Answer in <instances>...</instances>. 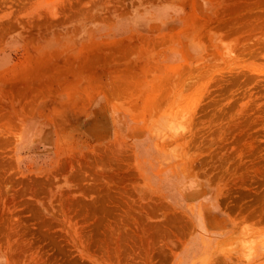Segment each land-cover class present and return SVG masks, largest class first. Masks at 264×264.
Returning a JSON list of instances; mask_svg holds the SVG:
<instances>
[{
	"label": "rangeland",
	"instance_id": "rangeland-1",
	"mask_svg": "<svg viewBox=\"0 0 264 264\" xmlns=\"http://www.w3.org/2000/svg\"><path fill=\"white\" fill-rule=\"evenodd\" d=\"M21 42L87 54L120 107L56 140L0 77V264L195 239L264 264V0H0V55Z\"/></svg>",
	"mask_w": 264,
	"mask_h": 264
},
{
	"label": "crops",
	"instance_id": "crops-1",
	"mask_svg": "<svg viewBox=\"0 0 264 264\" xmlns=\"http://www.w3.org/2000/svg\"><path fill=\"white\" fill-rule=\"evenodd\" d=\"M18 54L11 59L2 52L0 77L7 82H18L17 115L33 118L34 123H51L53 139H67L66 134L88 132L90 112L105 111L110 114L120 105L106 94L105 76L99 69L89 68L87 54L72 58L64 48L37 50L19 43ZM62 46V45H60ZM16 48V50L18 49ZM61 51V55H57ZM24 54V55H23ZM4 63V64H3ZM126 70V68H125ZM23 78V80H21ZM24 81V82H23ZM41 130V129H40ZM196 236L202 233L196 231ZM162 244L163 258L141 260L139 264H241L239 250L220 242ZM235 248V249H234ZM129 264H133L129 262Z\"/></svg>",
	"mask_w": 264,
	"mask_h": 264
},
{
	"label": "bare ground",
	"instance_id": "bare-ground-1",
	"mask_svg": "<svg viewBox=\"0 0 264 264\" xmlns=\"http://www.w3.org/2000/svg\"><path fill=\"white\" fill-rule=\"evenodd\" d=\"M236 151V150H235Z\"/></svg>",
	"mask_w": 264,
	"mask_h": 264
}]
</instances>
